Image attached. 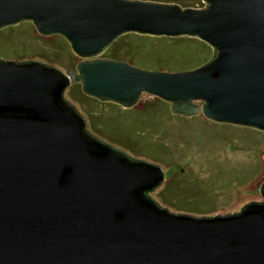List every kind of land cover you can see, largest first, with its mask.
Wrapping results in <instances>:
<instances>
[{
    "label": "water",
    "instance_id": "obj_1",
    "mask_svg": "<svg viewBox=\"0 0 264 264\" xmlns=\"http://www.w3.org/2000/svg\"><path fill=\"white\" fill-rule=\"evenodd\" d=\"M203 1L0 0V28L31 21L82 57L63 70L0 56V264H264V181L238 211H172L150 194L163 166L90 130L64 96L80 83L130 108L146 92L176 114L264 130V0ZM127 32L213 52L182 70L99 56Z\"/></svg>",
    "mask_w": 264,
    "mask_h": 264
},
{
    "label": "rangeland",
    "instance_id": "obj_2",
    "mask_svg": "<svg viewBox=\"0 0 264 264\" xmlns=\"http://www.w3.org/2000/svg\"><path fill=\"white\" fill-rule=\"evenodd\" d=\"M156 1L183 5V2L174 0ZM183 1V6L202 7L205 4L203 0ZM33 27L34 35L24 26H19L7 39L8 45L21 43L33 45V40L30 39L32 37L42 44L52 43L55 34L42 35L34 24ZM5 39V36L0 37V56L18 57L19 52L4 48ZM66 43L70 45L67 40ZM193 47L194 45L192 50L187 47L177 52L180 53L179 55H171L165 60L171 63L173 70L193 68L208 57L206 51H199ZM116 48V46L113 48L109 46L99 56L108 57L106 54ZM70 50L73 52L72 49ZM63 56L67 59V54ZM116 56L121 57L123 54H116ZM80 59L82 57L76 55L74 64ZM133 59L136 61L133 64L146 68H157L160 62H164L159 58L150 59L144 54ZM65 61L69 62L68 59ZM55 65L63 70L73 68L56 63ZM79 88L75 83L70 84L64 96L86 116L87 126L92 130L85 111L87 104L81 103ZM155 98L156 96L143 92L139 101L132 106L133 109L121 111L117 105L112 104L102 106L104 108H101L99 113L101 118L106 120L105 130L109 134L106 137L99 133L102 138L126 149L133 155L140 153L141 156L135 155L137 157L163 166L165 178L150 192L152 196L172 211L196 215L225 214L238 211L243 205L253 200H262L260 185L264 181V130L217 122L206 117L202 112L191 116L176 114L166 107V105L170 107L168 101H165L167 104L163 106L158 103L150 106L155 102ZM194 101L203 103L202 100ZM148 105L144 117L141 116L139 111ZM112 135L125 142V147L109 139L113 138ZM134 137L139 138L138 146L130 139ZM157 142L166 145L162 150L165 161L148 158L154 155L153 146ZM131 145H135L136 149H132ZM164 196L167 200L163 199Z\"/></svg>",
    "mask_w": 264,
    "mask_h": 264
},
{
    "label": "trees",
    "instance_id": "obj_3",
    "mask_svg": "<svg viewBox=\"0 0 264 264\" xmlns=\"http://www.w3.org/2000/svg\"><path fill=\"white\" fill-rule=\"evenodd\" d=\"M177 2L182 3L184 5V1L183 0H174ZM186 5V4H185ZM203 5V4H202ZM19 26H24L28 32H32V34L34 35V27L33 24L29 21H21L17 24L14 25H8L5 26L3 28H0V37L5 36L6 37V42L4 45L5 49H12L15 52H19V56L16 57L19 60H23V59H29V58H37V59H41L43 61L46 62H50L52 64H60L62 66H71V67H75L74 61L76 58V55L74 52H71V47L70 45H68L66 43V40L63 36H61L60 34H55L53 37V41L52 43H47V44H42L39 43L38 41H35L34 38H30L32 39V43H34L33 45L30 44H26V43H21L20 45H8V41L7 39H9V36L11 34H13V31H15L17 28H19ZM31 36V35H30ZM36 36V35H35ZM194 43V44H192ZM192 45H194V49L197 50H203L206 51V54L208 55V57L206 58V60L211 56L212 54V47L210 45H208L206 42L200 40L199 38L196 37H191V36H175V37H171V36H153V35H149V34H139L136 32H127L124 33L123 35H121L120 37H118L110 46L113 48L114 46H116L117 48L115 50L110 51L109 53H107L106 55L108 57H114V58H122L125 60H128L131 63H135L136 61L133 59L134 57H137L138 55L144 54L146 56H148V58L150 59H162V61L164 62H160L159 66L157 67L158 69H168V70H173V68L171 67V63L167 62V60H165L167 57L171 56V55H179L180 53L177 52H181L183 49L185 48H191L192 50ZM19 46V47H18ZM18 48V49H17ZM13 52V53H15ZM106 52V51H105ZM115 55H114V54ZM184 53V52H183ZM26 54H28L29 56H27ZM67 54V59L69 60L68 63H66L65 60H67L66 58H64L63 55ZM112 54V55H111ZM116 54H123V56L118 57L116 56ZM2 56V55H1ZM3 58H7L10 56H2ZM205 60V61H206ZM203 63V62H202ZM75 85L78 86L80 85V101L81 103H85L87 104V106L85 107V111L88 115V118L90 120V126L91 129L97 133L99 135V133L104 136L106 135V137H108V132L105 130V122L106 120H103L101 118V116L99 115L100 113V109L104 108L105 106L108 105H117L118 108L121 111H126L127 109H131L130 108H124L121 105L111 102V101H100L99 99L86 95L85 93H83L82 89H81V84L80 83H75ZM158 103L159 105H166L167 103L156 97L155 98V102L151 103L150 106H152V104H156ZM104 106V107H102ZM149 105L139 111L141 113V116L144 117L145 115V110L148 109ZM167 108H170L166 105ZM133 109V108H132ZM100 135V136H101ZM113 138H109L111 140H113L114 142L124 146V144H126L125 142L121 141L120 139H118L117 137H114L112 135ZM131 141H134L135 144L138 146V140L139 138H130ZM137 139V140H136ZM122 143V144H121ZM135 145H131L132 149H136L134 147ZM165 143L162 144V142H157L154 144V155L148 158H151L152 160H156V161H161L164 160V156H162V150H164L165 148ZM125 147V146H124ZM132 151V150H131ZM139 151V150H138ZM134 153V152H133ZM135 155H140L141 154H137L134 153ZM165 161V160H164ZM168 162V161H167ZM171 172V170H170ZM163 199H166V196H164ZM167 200V199H166Z\"/></svg>",
    "mask_w": 264,
    "mask_h": 264
}]
</instances>
